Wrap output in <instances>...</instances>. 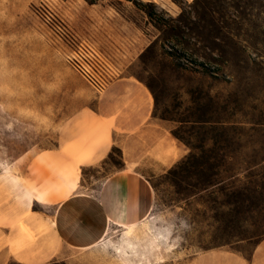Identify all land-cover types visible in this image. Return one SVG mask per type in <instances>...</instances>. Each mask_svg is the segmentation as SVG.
I'll use <instances>...</instances> for the list:
<instances>
[{
  "label": "rangeland",
  "instance_id": "rangeland-1",
  "mask_svg": "<svg viewBox=\"0 0 264 264\" xmlns=\"http://www.w3.org/2000/svg\"><path fill=\"white\" fill-rule=\"evenodd\" d=\"M123 76L144 83L153 118L171 132L207 148L231 139L223 146L228 185L233 174L244 185L249 167L264 174V0H0V177L55 143L80 80L97 91ZM179 143L183 158L190 148ZM122 169L116 150L85 169L82 184L92 191ZM152 183V221L167 239L150 240V251L167 258L161 264L242 257L226 246L203 250L201 231L216 225L192 223L175 188ZM252 229L250 218L232 226V245L245 254L256 245Z\"/></svg>",
  "mask_w": 264,
  "mask_h": 264
},
{
  "label": "crops",
  "instance_id": "crops-1",
  "mask_svg": "<svg viewBox=\"0 0 264 264\" xmlns=\"http://www.w3.org/2000/svg\"><path fill=\"white\" fill-rule=\"evenodd\" d=\"M79 82L55 143L31 155L20 173L0 177V264L166 263L150 251V240L167 239L152 221L150 181L185 150L153 118L143 82L123 76L97 91ZM113 148L120 150L123 169L88 191L84 170L104 163ZM234 260L264 264V239L249 260Z\"/></svg>",
  "mask_w": 264,
  "mask_h": 264
},
{
  "label": "trees",
  "instance_id": "trees-1",
  "mask_svg": "<svg viewBox=\"0 0 264 264\" xmlns=\"http://www.w3.org/2000/svg\"><path fill=\"white\" fill-rule=\"evenodd\" d=\"M86 1L93 3L95 0ZM145 12L152 22H156L157 19L154 18L156 13L152 10ZM158 26L160 30H163L165 25ZM194 122L200 123V121ZM172 134L178 141L186 144L190 152L158 178L165 179L175 188V194L178 196L176 203L185 204L183 210L189 214L192 223L209 222L216 225L212 230L201 231L202 245L200 247L206 250L226 246L249 260L252 252L245 254L232 245V226L250 218L253 229L247 239L254 240L256 245L264 239V216L262 214L264 211V174L255 167H249L247 181L244 185H236L238 180L236 174L230 177L234 181L228 185L224 174L229 172L230 168L224 165L227 151L223 147L231 141L228 136L221 137L219 147L213 145L207 148L203 143L198 145L192 143L191 139L179 132L174 131ZM116 150L120 154L118 148H113L108 157H111ZM152 180L150 183L156 190V185L152 183Z\"/></svg>",
  "mask_w": 264,
  "mask_h": 264
}]
</instances>
